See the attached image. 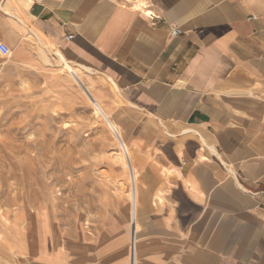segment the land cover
Listing matches in <instances>:
<instances>
[{"label": "crops", "instance_id": "1", "mask_svg": "<svg viewBox=\"0 0 264 264\" xmlns=\"http://www.w3.org/2000/svg\"><path fill=\"white\" fill-rule=\"evenodd\" d=\"M16 1L24 18L1 23L21 61L42 64L50 48L61 68L60 52L77 77L51 68L56 87L91 96L143 153L135 229L110 235L112 216L61 258L264 264V0Z\"/></svg>", "mask_w": 264, "mask_h": 264}, {"label": "rangeland", "instance_id": "2", "mask_svg": "<svg viewBox=\"0 0 264 264\" xmlns=\"http://www.w3.org/2000/svg\"><path fill=\"white\" fill-rule=\"evenodd\" d=\"M16 4L0 0V23L6 14L24 18ZM10 21L28 33L26 24ZM0 42L11 49L0 55V264H72L61 258L64 248L93 239L112 216L110 235L128 230V172L113 156L120 146L103 118L94 122L90 102L56 87L48 50L34 56L42 64L21 61L14 33L2 23ZM128 146L137 168L143 154ZM138 175L140 211L146 193ZM25 239L45 247L28 250Z\"/></svg>", "mask_w": 264, "mask_h": 264}, {"label": "bare ground", "instance_id": "3", "mask_svg": "<svg viewBox=\"0 0 264 264\" xmlns=\"http://www.w3.org/2000/svg\"><path fill=\"white\" fill-rule=\"evenodd\" d=\"M10 1V0H9ZM15 1V0H14ZM138 1V0H137ZM137 3V2H136ZM12 4V3H10ZM134 4V3H133ZM141 4V2H140ZM18 5V4H16ZM144 5V4H143ZM19 7H21V5H18ZM142 8V7H141ZM11 9L13 10L12 12H17V8H15L13 6V4L11 5ZM18 13V12H17ZM16 13V14H17ZM147 13H151L149 12V9L147 11ZM15 14V15H16ZM145 14V13H144ZM152 14V13H151ZM150 14V15H151ZM18 15V14H17ZM19 19V17H18ZM20 21V20H19ZM24 24V23H23ZM25 25V24H24ZM32 27V26H31ZM28 28V29H27ZM28 31L27 34H29L30 32H33L36 30L34 28H30V27H26L24 30ZM26 32V31H25ZM35 32H34V37H36L35 35ZM37 39V38H35ZM39 39V38H38ZM42 40V39H40ZM44 42H43V45L44 43L46 42V46H47V43H50L48 42L47 39L44 38ZM38 42V40H37ZM40 43V42H39ZM51 44V43H50ZM52 47V46H51ZM48 50H50V48H48ZM11 52V49H9V52L7 54H10ZM56 56H57V59L59 61V63L61 64L60 66H62L60 69L62 70L61 72H65L67 73L73 80L74 83H76V77H77V74H76V71L72 68V66L62 57V55L60 54V52H56ZM58 61H57V64H58ZM55 63V62H54ZM56 64V63H55ZM57 68L56 71L59 69ZM83 68V67H82ZM59 69V71H60ZM58 71V72H59ZM60 72V73H61ZM64 73V74H65ZM56 74V73H55ZM54 74V75H55ZM58 76V75H57ZM56 78V77H55ZM69 80V79H68ZM72 87V86H71ZM78 88V87H77ZM110 88V87H109ZM116 87H114L115 89ZM78 90L80 91V93L83 95V98L87 100V102H90V104L92 105V111L94 113V122H98V119L99 117L103 118V120H105V124H106V127L107 129L110 131V133H112L113 135V138H115V140L119 143V146H120V151L115 153L113 156L115 157V159L121 163V165L123 167H125L127 169V172H128V179H129V187H130V192H129V207H130V211H129V214H128V218H129V225H130V230H134L135 227H136V217L139 213V205H138V187H139V184H138V180H139V172H138V169L135 167V165L133 164V162L131 161V157H130V149H129V146L127 143L124 142V140L122 139V135H121V132L118 128V126L116 124H114V122H112L109 118V114L107 111H105L102 106L96 102V100H94L91 96L90 98H88L79 88ZM116 90V89H115ZM63 91V90H62ZM118 95V94H117ZM115 141V142H116ZM109 152V151H108ZM143 154V153H142ZM28 227L25 226V230H24V235L26 234V230H27ZM26 241V247L28 250H42L45 246L44 244L40 245H33V244H29L28 241L25 239ZM63 247V246H62ZM64 248V247H63Z\"/></svg>", "mask_w": 264, "mask_h": 264}, {"label": "built area", "instance_id": "4", "mask_svg": "<svg viewBox=\"0 0 264 264\" xmlns=\"http://www.w3.org/2000/svg\"><path fill=\"white\" fill-rule=\"evenodd\" d=\"M32 3H40L43 0H29ZM181 33V30L178 27H171L170 28V34L171 35H178ZM71 38V35L65 36V39ZM9 52V47L6 43L0 42V55L1 56H6L7 53ZM130 255H129V264L135 263V250H129Z\"/></svg>", "mask_w": 264, "mask_h": 264}]
</instances>
